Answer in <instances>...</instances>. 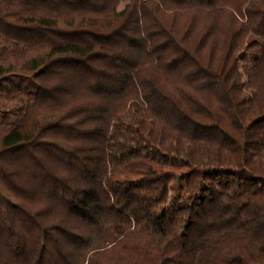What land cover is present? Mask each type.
<instances>
[{
  "label": "trees",
  "instance_id": "trees-1",
  "mask_svg": "<svg viewBox=\"0 0 264 264\" xmlns=\"http://www.w3.org/2000/svg\"><path fill=\"white\" fill-rule=\"evenodd\" d=\"M0 264H264V0H0Z\"/></svg>",
  "mask_w": 264,
  "mask_h": 264
}]
</instances>
